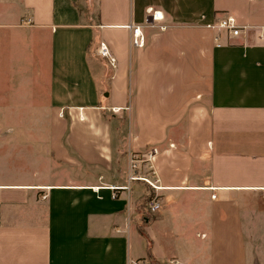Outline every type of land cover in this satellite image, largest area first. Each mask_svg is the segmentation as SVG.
Masks as SVG:
<instances>
[{
    "label": "crops",
    "instance_id": "obj_1",
    "mask_svg": "<svg viewBox=\"0 0 264 264\" xmlns=\"http://www.w3.org/2000/svg\"><path fill=\"white\" fill-rule=\"evenodd\" d=\"M140 259L264 264V0H0V264Z\"/></svg>",
    "mask_w": 264,
    "mask_h": 264
},
{
    "label": "built area",
    "instance_id": "obj_2",
    "mask_svg": "<svg viewBox=\"0 0 264 264\" xmlns=\"http://www.w3.org/2000/svg\"><path fill=\"white\" fill-rule=\"evenodd\" d=\"M149 14L153 15L154 24L155 22L162 21V15L159 12H151L149 11ZM209 28L217 29L220 31H227L232 36H238L241 32V27L239 26L237 19L235 17L229 16L222 21L218 22L216 25H208ZM130 29L132 30V37H131V43L136 48H142L146 44V38L143 35L141 27H133L131 26ZM219 37H216V40L218 41ZM99 54L102 58L108 59L109 62L113 65L115 62V59L111 57L110 51L108 49V46L105 43L100 44ZM158 154V151L156 149L152 150L147 154L148 162L152 163L155 161L156 156ZM138 162V158L135 154H133L130 158L131 167L134 170L136 168V164ZM140 178L138 177H132L131 180H138ZM145 180V179H144ZM151 187L154 189H158L151 181L148 179L145 180ZM215 198V196H213ZM161 209V202L158 198H154L150 203V211L152 213H155ZM132 264H153V262L149 259H140L136 261H132ZM167 264H181L177 260H171Z\"/></svg>",
    "mask_w": 264,
    "mask_h": 264
},
{
    "label": "trees",
    "instance_id": "obj_3",
    "mask_svg": "<svg viewBox=\"0 0 264 264\" xmlns=\"http://www.w3.org/2000/svg\"><path fill=\"white\" fill-rule=\"evenodd\" d=\"M151 260V259H150ZM152 261V260H151ZM153 262V261H152Z\"/></svg>",
    "mask_w": 264,
    "mask_h": 264
}]
</instances>
